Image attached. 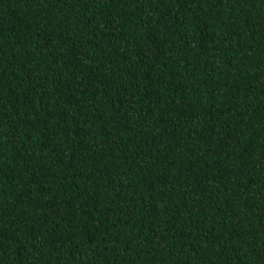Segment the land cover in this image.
Instances as JSON below:
<instances>
[{
    "label": "trees",
    "instance_id": "1",
    "mask_svg": "<svg viewBox=\"0 0 264 264\" xmlns=\"http://www.w3.org/2000/svg\"><path fill=\"white\" fill-rule=\"evenodd\" d=\"M0 264H264V0H0Z\"/></svg>",
    "mask_w": 264,
    "mask_h": 264
}]
</instances>
